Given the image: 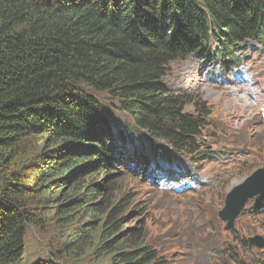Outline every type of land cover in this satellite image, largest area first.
Segmentation results:
<instances>
[{"label":"trees","instance_id":"trees-1","mask_svg":"<svg viewBox=\"0 0 264 264\" xmlns=\"http://www.w3.org/2000/svg\"><path fill=\"white\" fill-rule=\"evenodd\" d=\"M263 37L264 0H0V264L25 263L28 228L38 221L22 176L5 174L26 139L49 142L39 159L44 168L34 165L32 175L40 182L34 192L49 197L74 176L114 175L144 156L133 137L139 133L110 121L89 91L118 104L147 134L154 157L175 162L161 155L160 142L194 154L206 108L171 95L166 68L193 56L212 61L213 43L218 60ZM114 187L93 184L86 195L102 197L92 210L105 217L98 256L168 264L147 243L143 222L127 226L129 207Z\"/></svg>","mask_w":264,"mask_h":264},{"label":"rangeland","instance_id":"rangeland-1","mask_svg":"<svg viewBox=\"0 0 264 264\" xmlns=\"http://www.w3.org/2000/svg\"><path fill=\"white\" fill-rule=\"evenodd\" d=\"M237 47L234 54L242 58L238 68H226L219 59L210 62L201 56L176 61L166 68L167 91L190 100L197 98L206 108L201 114L203 128L195 138L196 153L176 155L181 166L190 171L184 177L190 181H184V187L180 183L176 186L186 188L182 193L165 191L168 187L161 181L148 180L143 171L136 172L137 164L121 168V173L113 171L114 175L103 171L74 176L54 186L55 196L49 197L42 191L34 192L40 182L32 176L34 165L44 168L39 159L49 142L42 137L24 141L19 156L5 173L22 176L30 191L29 208L38 217L28 228L24 264L47 260L57 264H111L112 256H98L95 250L105 217L92 210L102 197H86L91 185L105 186L109 181L126 198L127 226L143 222L147 243L168 264H264V249L248 243L257 238L264 241V211H258L262 207L258 203L264 198H258L257 204L253 200L247 203L231 232L225 231L227 223L219 218L231 192L253 173L264 170V41L249 39ZM212 50L215 57L214 43ZM89 94L96 96L110 121L139 133L133 134L137 143L140 138L149 141L108 95ZM233 103L245 104L246 110L230 108ZM195 110L188 107L186 112L195 116ZM162 145L172 152L170 145ZM0 176L1 189L4 178ZM75 200L80 202L71 204Z\"/></svg>","mask_w":264,"mask_h":264},{"label":"water","instance_id":"water-1","mask_svg":"<svg viewBox=\"0 0 264 264\" xmlns=\"http://www.w3.org/2000/svg\"><path fill=\"white\" fill-rule=\"evenodd\" d=\"M259 195H264V170L253 173L228 196L227 208L220 213L224 221H229L227 230L234 228V222L245 210L247 202ZM250 244L264 249V241L260 238L252 239Z\"/></svg>","mask_w":264,"mask_h":264},{"label":"bare ground","instance_id":"bare-ground-1","mask_svg":"<svg viewBox=\"0 0 264 264\" xmlns=\"http://www.w3.org/2000/svg\"><path fill=\"white\" fill-rule=\"evenodd\" d=\"M232 93H234V92H232ZM239 93V92H238ZM240 94V93H239ZM228 96H229V94H228ZM233 98V97H232ZM238 103H243L241 100H238ZM240 104H235V103H233L231 106H230V108H235V109H238V110H240V111H243V110H246V105L245 104H242V105H240ZM249 109V108H248ZM234 111H236V110H234ZM249 112V111H248ZM246 113V112H245ZM236 114V113H235ZM246 115V114H245Z\"/></svg>","mask_w":264,"mask_h":264}]
</instances>
